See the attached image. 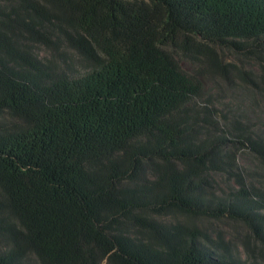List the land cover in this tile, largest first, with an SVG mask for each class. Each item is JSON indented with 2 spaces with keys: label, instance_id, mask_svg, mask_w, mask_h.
<instances>
[{
  "label": "trees",
  "instance_id": "16d2710c",
  "mask_svg": "<svg viewBox=\"0 0 264 264\" xmlns=\"http://www.w3.org/2000/svg\"><path fill=\"white\" fill-rule=\"evenodd\" d=\"M33 41L91 65L56 70ZM219 49L262 57L264 0H0V264H242L161 219L226 216L264 242V190L237 162L264 136L201 106L206 72L183 63L227 70Z\"/></svg>",
  "mask_w": 264,
  "mask_h": 264
},
{
  "label": "rangeland",
  "instance_id": "374dc122",
  "mask_svg": "<svg viewBox=\"0 0 264 264\" xmlns=\"http://www.w3.org/2000/svg\"><path fill=\"white\" fill-rule=\"evenodd\" d=\"M32 50L56 70L68 74L87 71L91 65L78 50L61 43L54 45L43 41H33ZM224 62H233L227 70L207 66L202 60L195 63L184 60L186 67H197L206 72L203 77L205 93L200 105L211 104L229 116L239 117L248 123L256 134L264 136V54L240 55L230 49H219ZM237 162L240 170L253 185L264 190V158L250 148L238 150ZM218 192H226L234 180L225 172L216 175ZM236 186V185H235ZM165 220L198 222L213 236H221L227 241L231 257L242 264H264V242L243 220L230 217H192L182 212H171L161 216Z\"/></svg>",
  "mask_w": 264,
  "mask_h": 264
}]
</instances>
